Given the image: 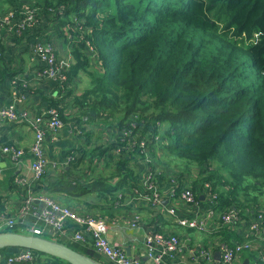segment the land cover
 <instances>
[{
	"label": "trees",
	"instance_id": "1",
	"mask_svg": "<svg viewBox=\"0 0 264 264\" xmlns=\"http://www.w3.org/2000/svg\"><path fill=\"white\" fill-rule=\"evenodd\" d=\"M33 7L38 8L40 23L26 33L52 42L53 38L44 40L41 27L48 23L73 55L68 81L53 80L57 95L45 99L48 110L59 109L66 123L68 106L63 99L74 95L72 81L86 75L91 85L75 99L80 115L74 121L117 126L118 133L135 116L137 122H145V132L152 126L157 132L160 123L164 156L168 153L183 164L181 171H169L168 178L184 184L197 168L198 179L192 181L196 195L211 183L219 197L216 212L236 209L251 214V206L264 195V0H0V16ZM35 62L38 72L44 69ZM23 85L18 82L16 87L27 97L28 86ZM1 144L13 145L3 139ZM104 153L113 160V148ZM155 161L163 164L162 159ZM73 163L77 166L80 160ZM126 163L120 161L108 178L95 182L97 192L111 198L129 183L138 187ZM161 171L162 185L167 176ZM116 177L120 182L115 187ZM45 178L32 185L36 195ZM14 179L11 183L19 187ZM20 187L26 194L27 188ZM45 189L42 195L61 204L53 194H71L73 182L59 180ZM229 226L221 227V242H243ZM2 233L30 235L21 226ZM85 244L68 247L103 263L88 240ZM8 250L23 249L4 248L1 257ZM33 253L36 264H69Z\"/></svg>",
	"mask_w": 264,
	"mask_h": 264
},
{
	"label": "crops",
	"instance_id": "2",
	"mask_svg": "<svg viewBox=\"0 0 264 264\" xmlns=\"http://www.w3.org/2000/svg\"><path fill=\"white\" fill-rule=\"evenodd\" d=\"M47 24L43 22L41 26L45 37L44 40L53 38L51 41L56 45L57 53L72 61L71 46L62 37L54 34L52 28ZM69 29H64V34L68 38L71 37ZM37 40V36L34 37L27 33L14 35L6 30L2 32L0 38L2 55L0 58V107L8 106L14 102L16 91L12 82L16 80L28 86L26 100L18 106L20 112L42 115L48 110V104L45 99L56 97L54 81L52 82L40 76L38 63L31 61V49ZM85 77L87 76L80 74L75 78L71 83L73 90H75L74 95L63 99L65 105L68 106L66 111L68 120L64 123V127L57 133H47L45 146L49 167L45 175L47 178L43 181L45 184L41 180L40 184L37 185V188H40V194L47 191L45 189L47 183L49 185V183H55L59 180L73 182L71 194L67 191H57L53 194L54 198L60 201L62 205L68 206L80 214L106 218L111 222L108 234L111 244L129 249L131 256L140 257L145 264H155L151 258H148L147 253L146 238L151 232L162 235L175 234L182 242V249L179 255L174 260L169 261L167 259L162 264H216L215 256L220 252V244L222 243L220 237H218L222 226L219 222L220 213L216 211L210 213L211 207L206 198L200 199V203L193 206L185 204L181 199L172 201L169 198L172 187L171 179L168 177L163 178L161 185L162 205L154 206L139 199L133 192L135 186L132 183L121 187L112 194L111 198L108 193V196H105V194L97 192L98 189L94 183L108 178L112 171L118 168L120 161L127 162L126 170L128 171V168L132 170L135 179L139 182L137 186L143 183L149 165L145 158L138 154L132 155L128 153L122 159L120 158L116 153L115 147L117 145L115 137L119 130L117 126H108L101 122L84 124L79 123L77 119L74 121V118L80 115L74 105L75 99L81 96L86 89L82 90ZM44 127L45 124L43 125ZM104 129H107V131L102 132ZM0 139L15 144L26 151L18 166L8 156L0 154V168L3 170L0 175V231L4 229L5 219L13 218L17 222V227L21 226L25 231L29 232L28 229L34 226L33 218L27 216L24 219H19L18 217L19 206L26 198L25 189L20 187V185L17 187L11 183V177L15 176V184H17L16 180L19 177L32 181L31 163L33 158L30 149L34 142L35 134L21 116L16 122L0 120ZM110 148H113L112 161L104 153ZM69 157H74V161L80 160V163L77 166L74 163L68 165L67 160ZM152 162H154V158ZM165 174L166 176L170 175L168 171ZM191 175L188 180L185 179L184 184L178 181L180 190L184 187L192 188V181L198 179L199 172L193 171ZM112 182L113 186L116 187L120 181L116 177ZM121 195L124 199L121 201L123 202L122 204L116 199ZM199 196H202V194ZM259 197L258 205L250 208L252 209L251 214H245L242 211L240 221L229 226L231 231L245 239L243 242L251 244V248L245 250L234 264H264L259 251L260 248H264V240L257 238L249 229L256 213L258 211L264 212V195H259ZM37 206H41V204L38 203ZM170 209L174 210L175 216L169 215ZM134 215H141L142 217V222L137 228H132L128 225ZM196 218L204 219L208 224V230L199 231L189 227H182L178 223L179 219ZM5 229L9 228L6 227ZM77 230L76 226L69 225L65 232L66 237H55L50 231H46L40 237L69 246L67 243H71L70 239L72 237L70 236ZM86 237L89 247L93 249L91 238L88 237V234ZM71 244L74 243L72 242ZM80 244L87 246L85 243ZM204 250L213 253L212 261H207L202 257ZM93 251L95 250L93 249ZM12 254H14V251L8 250L6 256L8 255L9 257ZM6 256L5 259L1 257V264L3 259L4 264H6ZM101 257L106 259L102 255ZM99 262L105 264L104 262ZM29 264L36 263L31 262Z\"/></svg>",
	"mask_w": 264,
	"mask_h": 264
},
{
	"label": "built area",
	"instance_id": "3",
	"mask_svg": "<svg viewBox=\"0 0 264 264\" xmlns=\"http://www.w3.org/2000/svg\"><path fill=\"white\" fill-rule=\"evenodd\" d=\"M38 8H26L20 12L10 11L5 15L0 16V38L4 30L16 34L23 35L24 33L32 30L40 23V18L37 16ZM33 55L32 62L39 60L45 67L38 73L42 77H46L49 80H60V83L68 81L66 71L69 68L71 61L68 59L58 58L57 47L54 42L37 41L31 49ZM2 57L0 51V58ZM16 91V97L12 104L8 106L0 107V120H7L9 122H16L21 116L28 124L29 128L34 132L35 139L31 145L30 153L33 161L31 163L32 181H28L26 178L19 177L16 180L18 185L27 188L24 202L19 206L18 217L19 219L31 216L34 220V226L29 228L28 231L32 236H42L46 231L52 232L57 237H66V230L69 225L77 227L78 230L70 236L71 243H85L87 234L92 237L93 249L97 254L104 256L108 261L114 264H145L140 257L129 256L125 249L113 245L109 239V229L111 222L104 217L89 216L86 214H80L73 211L68 206L59 204L57 201H53L48 195L35 194L32 190V185L42 179L48 172L49 163L46 155L45 140L48 132L57 133L64 127V122L61 118L59 109H50L42 115H32L29 112H20L18 106L23 104L26 100V95L21 92L16 85L18 81L12 82ZM26 87V84L23 85ZM138 116L131 118L127 123V127L120 129V132L115 137L117 144L116 153L120 156L124 152H132L144 157L148 162L149 168L143 179V183L134 187L133 192L145 203L153 204L154 206L162 205L163 198L161 194V183L159 177L163 175V172L159 166L155 165V155L158 150L163 136L162 132L164 126L160 123H156L157 132L155 126L148 131H144L145 122L142 120L137 122ZM45 127L43 128V125ZM26 151L17 147L16 145H0V154L8 156L11 161L18 166L21 163ZM154 158V162L153 161ZM75 160L74 157H69L67 164L71 165ZM156 167V168H155ZM3 170L0 168V175ZM169 172V171H168ZM168 177V176H167ZM171 179V191L169 198L172 201L185 202L187 205H197L200 203L202 196L196 195L191 187H184L180 190L178 180L176 177L170 176ZM205 192L202 193L210 204V213L215 212V207L218 205L219 197L214 192L211 183L204 184ZM118 202H121L123 196H118ZM40 203L41 206H37ZM169 215L175 216L174 210H169ZM240 210L230 209L222 212L219 222L221 226L232 225L240 221ZM6 223L4 228H14L17 224L13 218L5 219ZM129 221V220H128ZM127 221V222H128ZM126 222V223H127ZM142 222L141 215H134L128 222L129 227L137 228ZM178 223L182 227H189L199 231L208 230V224L203 219H179ZM250 232H252L257 238L264 240V212L258 211L255 218L250 223ZM148 258H151L155 264H162L167 259L169 261L174 260L182 249V242L180 238L175 234L162 235L158 233H149L146 238ZM251 248L249 242H240L235 244H229L222 242L220 244V252L222 253L221 260L218 264H234L235 261L244 253L245 250ZM261 259L264 260V248H260ZM1 257V255H0ZM202 257L207 261L213 260V253L204 250ZM36 256L30 250H21L14 253L7 258L6 264H25L34 262Z\"/></svg>",
	"mask_w": 264,
	"mask_h": 264
},
{
	"label": "water",
	"instance_id": "4",
	"mask_svg": "<svg viewBox=\"0 0 264 264\" xmlns=\"http://www.w3.org/2000/svg\"><path fill=\"white\" fill-rule=\"evenodd\" d=\"M87 119V118H86ZM202 195V200H203ZM92 239L91 236L88 235ZM4 248H16L23 250H30L35 253H43L48 256L59 258L69 264H101L97 260H93L86 255L72 250L70 247L60 243H55L44 239L40 236H32L16 233H2L0 234V253ZM126 253L131 256L130 250L125 249ZM222 253L219 252L215 256L216 264L221 260ZM1 264V257H0Z\"/></svg>",
	"mask_w": 264,
	"mask_h": 264
},
{
	"label": "rangeland",
	"instance_id": "5",
	"mask_svg": "<svg viewBox=\"0 0 264 264\" xmlns=\"http://www.w3.org/2000/svg\"><path fill=\"white\" fill-rule=\"evenodd\" d=\"M89 83H90V78H88V77H85V81H83V85H82V90H84L85 88H89L90 87V85H91V83H90V85H89ZM107 131V129H104V131H102V132H106ZM105 134V133H104ZM156 150H158L157 152H156V154H155V159L157 158V159H162V161H163V164H160V163H157L156 162V164L155 165H157V166H159V168L160 169H162V170H166V171H171V170H176L177 168L181 171L182 169H181V167H183V164L182 163H180L178 160H177V158L176 157H174V156H170V155H168V153H167V156H164V154H165V151H163L162 150V148H161V146H160V144H159V146L156 148ZM164 152V153H163ZM181 166V167H180ZM194 168H196V167H194ZM198 170L199 169H194L193 171H195V172H198ZM12 228H9V230H11ZM67 245H69V246H71V247H73V245L71 244V243H67ZM103 258V257H102ZM4 259H5V257H4ZM4 259L2 260V264H4ZM104 259V258H103ZM106 260L104 259V261L103 262H105ZM106 263H107V261H106Z\"/></svg>",
	"mask_w": 264,
	"mask_h": 264
}]
</instances>
